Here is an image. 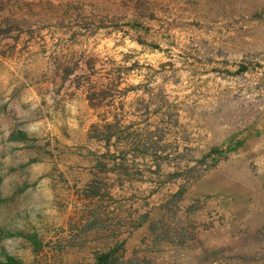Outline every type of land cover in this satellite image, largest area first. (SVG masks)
I'll use <instances>...</instances> for the list:
<instances>
[{"label":"rangeland","instance_id":"1","mask_svg":"<svg viewBox=\"0 0 264 264\" xmlns=\"http://www.w3.org/2000/svg\"><path fill=\"white\" fill-rule=\"evenodd\" d=\"M101 253L264 264V0H0V260Z\"/></svg>","mask_w":264,"mask_h":264},{"label":"trees","instance_id":"2","mask_svg":"<svg viewBox=\"0 0 264 264\" xmlns=\"http://www.w3.org/2000/svg\"><path fill=\"white\" fill-rule=\"evenodd\" d=\"M95 97V94L92 91H89L86 93V98L88 100V103L90 105H93V99ZM105 125H109V124H105ZM108 254L107 253H101L96 255L95 257V261L92 264H108ZM0 264H22L20 262H17L11 258H7L5 261L4 260H0Z\"/></svg>","mask_w":264,"mask_h":264}]
</instances>
